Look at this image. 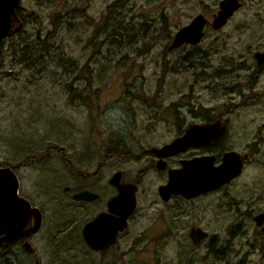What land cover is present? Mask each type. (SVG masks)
Wrapping results in <instances>:
<instances>
[{"label": "rangeland", "instance_id": "obj_1", "mask_svg": "<svg viewBox=\"0 0 264 264\" xmlns=\"http://www.w3.org/2000/svg\"><path fill=\"white\" fill-rule=\"evenodd\" d=\"M111 1L19 0V34L0 45V165L41 155L16 167L21 193L42 210L34 239L41 264H264V221L256 225L252 219L264 210V95L244 103L242 77L253 65V49H264V0H240L222 26L204 27L196 45L171 50L166 45L173 32L198 12L210 20L218 0H125L117 10L128 23L130 44L120 48L113 42L122 33L99 28ZM52 22L57 31L38 45L41 65L27 66L18 59L21 38L32 39L36 31L43 35ZM185 51L187 56L203 51L208 67L195 57L187 61ZM221 56L231 59V76L214 88L205 74L221 66ZM263 80L261 74L256 90ZM232 81L238 84L234 91L224 88ZM142 91L147 102L134 97ZM168 101H179L181 111L195 105L202 114L219 113L227 127L219 142L223 148L241 153L261 136L252 161L219 190L161 200L156 185L162 174L148 170L135 176L143 160L133 154L169 140L181 126L162 109ZM115 168L122 179L138 180L136 205L116 244L93 251L78 237L93 205L73 207L62 188L107 191L106 176ZM191 224L207 231L198 244L187 236ZM57 234L70 241L62 243L72 246L69 253L51 243Z\"/></svg>", "mask_w": 264, "mask_h": 264}, {"label": "water", "instance_id": "obj_2", "mask_svg": "<svg viewBox=\"0 0 264 264\" xmlns=\"http://www.w3.org/2000/svg\"><path fill=\"white\" fill-rule=\"evenodd\" d=\"M18 3L19 0H0V39L17 30L19 26L16 14ZM239 5L238 0H218L217 9L209 22L210 26L215 29L222 26ZM15 21L18 22V25L13 27L12 24ZM206 22L202 13L193 15L187 23L180 25L173 32L168 47H176L182 42L196 43L203 34V26ZM224 131V125L217 120L201 124H188L181 135L159 147H151L150 150L158 154L175 153L188 146H200L210 140H216L224 134ZM240 156L242 155L235 150H226L216 165L213 164L211 155H200L182 160L181 167L169 170L166 181L157 185V193L162 200H166L171 194L192 197L201 192L215 189L240 173L242 165ZM109 183L115 186L117 192L108 200L107 208L109 210L118 208L119 214L118 217H110L108 213L99 212L82 224L80 233L83 241L92 250L101 249L113 243L117 230L125 227L127 217L134 209V183L121 181L119 170L109 178ZM16 188L17 178L12 169L0 166V230L4 232V221L8 219L9 214L13 215L20 211L18 214L20 217L24 213L27 216L30 211L34 214V225L31 228L33 231L40 225L41 211L36 207H30L26 199L17 195ZM72 196L76 199L86 200L95 197L96 193L88 189H81L74 192ZM252 219L256 225H260L264 220V211L256 213ZM206 235L207 232L199 226L189 227L188 236L193 244L198 243Z\"/></svg>", "mask_w": 264, "mask_h": 264}, {"label": "flooded vegetation", "instance_id": "obj_3", "mask_svg": "<svg viewBox=\"0 0 264 264\" xmlns=\"http://www.w3.org/2000/svg\"><path fill=\"white\" fill-rule=\"evenodd\" d=\"M238 1L241 4V1L240 0H238ZM198 13H201V12H198ZM206 20H207V22L203 26V34H204V27L207 24H209L211 19L208 20L206 18ZM203 34H202V36H203ZM202 36H201V38H202ZM171 37H172V35H171ZM200 39L194 44H191L188 42H182L173 48L168 47V45L170 43V40H169V43L166 45V47H167V50H171L174 48H178L183 44L194 46L200 41ZM194 48H196V47H194ZM256 52L258 53L257 54L258 56L255 54ZM188 53L189 52L185 51L183 54V58L186 57L185 59L187 61H190V59H192L194 57L192 55H191L192 57L190 55L187 56ZM200 54L203 55L202 57H200V60H198V58L197 59L194 58V59L197 61V63L204 64L203 69L207 68L208 64H209V60H210L208 58V56L203 51L193 53V55H196V56H199ZM251 55H252V59H253V65H251L250 67H246V65L243 64V66H241V68L246 67L244 74H242L243 81H244L245 87H246L245 92L243 93V102L244 103L256 102L257 100H259L260 96L264 95V80L260 82L259 90H256V88H255V86H257V84L259 82V78H260L261 74L264 76V49H258V48L253 49V51L251 52ZM220 59L221 60L219 62L220 63L219 65H221V66L216 67V68H212L210 71H207L208 73L205 74V77L209 79L210 83L212 84V86L214 88L218 87L217 84L221 85V82H222L221 79H228L231 76V71H232L231 70L232 67L230 65L231 59H229V58L227 59L226 57L222 58V56L220 57ZM222 64L223 65L227 64V65L223 68ZM196 75H197V73H196ZM202 75H204V74H202ZM223 86H224V88H226L229 91H234L237 88L238 84L236 82L232 81V82L224 83ZM134 97L145 100L146 102L148 101L147 96L144 94V91H142L141 97H138L137 95H134ZM129 101H132V100H129ZM152 103H153V100H152ZM150 105H152V104H149L148 106H150ZM162 109H165V110L167 109V112L171 113V116L173 117V120L176 123V125H179V124L181 125V126H179L178 130L175 132V134L172 138L181 135L183 133L184 129L188 126V124H192V123L201 124V123H205V122H213L216 120L224 125V127H225L224 134L226 132V128H227L226 122H225V120H221L219 118V113L217 114L216 117H214L213 114H208V115L202 114L201 112H199V110L197 109V107L195 105H191L190 107L186 108L184 111H181L179 101H177V102L168 101V102L163 104ZM186 114L189 116V119L187 121H184V117ZM182 116H183L182 122L180 123ZM148 119H151V118H148ZM135 120H136V118H135ZM133 123L135 125V121H133ZM258 130H259V128L256 130V134H260V132ZM223 135L216 140H210L208 143H206L204 145L188 146L185 149H182V150H179L175 153H170V154H158V153L150 150V148L151 147H159V146L169 142L172 138H170L169 140L163 141L161 144L148 146L147 148L143 149V153H134L133 154L135 156H140L139 158L141 160H143V167L140 168L138 170V172L137 171L135 172V176L138 174L139 177H142V175L145 174V172H147L148 170H156L158 173L162 174V177L164 178L162 180V182H159L157 184V185H159V184H162L166 181L169 170L177 169V168L181 167V161L182 160L190 159V158L200 156V155H211L212 162L214 165H216L220 162L221 155L224 151L235 150L233 148H223L222 146L219 145V142L222 139ZM258 139L261 140V136H258V138L253 139V141L251 140L252 141L251 142L252 147L250 146V144H247L245 151H243L241 153L237 151L240 155H242V156H240L242 159L241 169L243 168V166L245 164H248L252 161L251 156L254 155L253 145L255 146V144L258 143V142H256V141H258ZM199 149H203L206 151L199 152L198 151ZM191 150H193V152L188 153ZM25 156H31V157L23 158L17 164L8 163V164L0 165V166H7V167H10L12 169V171L14 172V174L16 175V178H17V188H16L17 195L26 199L28 201L30 207L38 208L42 214L41 207L38 204H36L32 199H30L29 197H27L23 193H21V191H20V178L16 172V169L19 168L20 166L25 165L27 162H29L33 159L35 160L34 156H41V155L38 154V155H34V156L33 155H25ZM43 156H49V155L44 154ZM61 156H66V155L61 154ZM105 162H106L105 158H103V160L99 161L96 168L93 171H91V175L96 174V172L99 170V167L101 165H104ZM118 170L120 171V180L121 181H127V182L134 183V185H135L134 194H135L136 190H137V186H138V180L137 179H131V180L122 179V171L119 168L111 169L109 171V173L107 174V176H106L107 177L106 181L108 183V185H107L108 187H106L107 191H104L102 188H100L99 190H95L91 186H79L75 189H71V187L69 185L63 186L62 189L67 195L69 194V198H70L69 200H70L73 207H75V208H83L84 207V209L87 210V206H90V204L93 205V207L89 209V212L92 210L90 213H93V214L90 217H88L86 220L91 219L92 217H94L99 212L108 213V215L110 217H118V214H119L117 211L118 208H114V210H109L107 208L108 200L112 196H114L117 192L115 186L112 185L111 183H109V178L113 175V173H115ZM240 172H241V170H240ZM235 177L231 178L229 181H227L226 183L220 185L219 187H217L215 189H211L209 191L201 192L195 196L183 197L179 194H171L170 197H168L166 200H169L173 197H182L184 199L195 198V197H198L200 195H204V194L213 192L215 190L221 189L226 184L231 182ZM157 185H156V187H157ZM81 189L91 190V191L96 193V196L91 198V199H86V200L74 198L72 196V194L78 190H81ZM156 192H157V189H156ZM166 200H163V201H166ZM97 202H98V204H95ZM135 205H136V196H135ZM135 205H134V208H135ZM13 206H14V204H13ZM18 208H19V206H18ZM133 211H134V209H133ZM262 211H264V210H262ZM19 213H20V211H18V213L17 212L13 213V215L9 214L8 219H5V221H4V232H2L0 230V264H41V261L39 259V255H38L41 252V250H40L41 248H40V246H38L34 243V241H35L34 239H36L35 234L40 229L42 220L40 222V225L37 227V229L32 231L31 228L34 225V214H33V212L29 211L27 213V216L24 213L23 215L18 217ZM130 216L131 215H129L127 217V223H128ZM127 223H126V225H127ZM82 224L80 225V228H81ZM126 225L123 229L117 230L113 243H111L110 245H108L106 247H103L101 249H96L93 251L104 252L108 249H111L116 244L120 233L126 228ZM190 226H199V225L191 224ZM189 227H188V230H189ZM188 230H187V236H188ZM78 237L81 239L84 246L87 247L83 241L82 235L80 233V229H79ZM51 238H52L51 243H55L56 246L61 248V249H63V248L66 249L67 250L66 253H69L71 251L72 246L70 244L66 243V245H64V246L62 245V243H65L67 241L70 242L69 240L66 239L65 236L57 234V235H52ZM188 238L191 242V239L189 236H188ZM198 243H196V244H198ZM88 249H90V248H88ZM90 250H92V249H90ZM59 252H61V251H59Z\"/></svg>", "mask_w": 264, "mask_h": 264}, {"label": "trees", "instance_id": "obj_4", "mask_svg": "<svg viewBox=\"0 0 264 264\" xmlns=\"http://www.w3.org/2000/svg\"><path fill=\"white\" fill-rule=\"evenodd\" d=\"M125 0H113L111 1L109 4L106 5L104 11H103V15H102V28H100L101 32L108 33L111 32V34H118L121 35V33L123 34V38H118V40L114 39L113 43H116V45H118V48H120V46H124V45H129L130 42H128V34H127V29H129V27H127L128 23H126V21L124 20V16L123 14L120 13L119 10H117V8H121L122 3ZM116 9V11L113 12V10ZM16 14L18 17V21H19V29L14 30L10 33H8L6 36H4L2 39H0V45L2 44L4 38H6L7 36H13L14 34H19V30L21 28V24H22V17H21V13H20V9H16ZM31 16H34L35 13L33 14H29ZM56 18V16H55ZM36 18H34V20H36ZM106 22V23H104ZM95 30H97V26H95L94 28ZM56 27H55V22H52V26L49 30H46V32L41 35V33L39 31H36L33 36L32 39L30 38H21V42L24 41L22 44V53L19 55L18 59L22 60L21 62L26 63L27 66L30 65H34V64H40L39 58H41L40 56L42 55L43 52L40 51V49L38 48V45L45 42L47 39H50L53 37V34H55L56 32ZM130 30H128L129 32ZM28 34V33H27ZM24 36V35H23ZM23 56V57H22ZM44 56V54H43ZM193 57H202L203 55L200 54L199 56L196 55H192ZM200 66H204V64H200ZM69 89L71 90L72 87L69 86ZM119 145V144H118ZM8 164V163H6ZM261 238L264 239V232H261L260 235ZM210 252H213L216 254V251L213 248L209 249Z\"/></svg>", "mask_w": 264, "mask_h": 264}]
</instances>
